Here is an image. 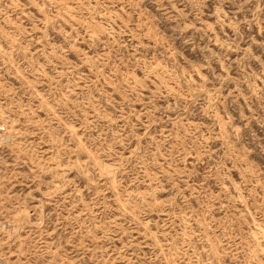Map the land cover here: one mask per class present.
Wrapping results in <instances>:
<instances>
[{
    "label": "rangeland",
    "instance_id": "obj_1",
    "mask_svg": "<svg viewBox=\"0 0 264 264\" xmlns=\"http://www.w3.org/2000/svg\"><path fill=\"white\" fill-rule=\"evenodd\" d=\"M0 264H264V0H0Z\"/></svg>",
    "mask_w": 264,
    "mask_h": 264
}]
</instances>
